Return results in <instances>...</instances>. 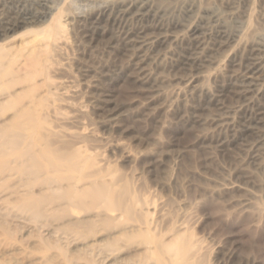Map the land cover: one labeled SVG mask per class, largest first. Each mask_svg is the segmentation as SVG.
Instances as JSON below:
<instances>
[{
	"label": "rangeland",
	"instance_id": "obj_1",
	"mask_svg": "<svg viewBox=\"0 0 264 264\" xmlns=\"http://www.w3.org/2000/svg\"><path fill=\"white\" fill-rule=\"evenodd\" d=\"M263 4L0 0V264H264Z\"/></svg>",
	"mask_w": 264,
	"mask_h": 264
},
{
	"label": "bare ground",
	"instance_id": "obj_2",
	"mask_svg": "<svg viewBox=\"0 0 264 264\" xmlns=\"http://www.w3.org/2000/svg\"><path fill=\"white\" fill-rule=\"evenodd\" d=\"M6 2V1H5ZM264 5V4H263ZM223 6V5H222ZM264 7V6H263ZM37 10V9H36ZM263 10H264V8H263ZM50 12V11H49ZM236 15V14H235ZM40 16V15H39ZM47 16H43V18H46ZM38 18V17H37ZM41 19V18H40ZM98 20V19H97ZM196 21V20H195ZM30 31L31 32H33V33H35V36H37V35H40L41 33H42V30H37V29H31L30 28V30H26L25 32H23V33H21V34H25V33H30ZM21 34H19V35H21ZM235 35V34H234ZM16 37H18V35H16V36H14L13 38H10V39H8V40H6V41H4V42H2L1 44H0V65L4 62V60H5V58H6V45L11 41V40H13V39H15ZM175 37V36H174ZM19 38V37H18ZM262 38V37H261ZM239 43V42H238ZM254 43V42H253ZM250 58V57H249ZM256 63V62H255ZM252 65V64H251ZM248 75V74H247ZM262 75V74H261ZM247 77V76H246ZM263 80V79H262ZM214 84V83H213ZM211 92V91H210ZM209 106V105H208ZM23 112V111H22ZM18 116V115H17ZM12 133V132H11ZM7 134V133H6ZM11 136V135H10ZM67 155V154H66ZM62 159V158H61ZM67 164V163H66ZM73 165V164H72ZM110 192V191H109ZM130 193V192H129ZM109 194V193H108ZM127 194V192L125 193V191L124 192H120L119 194H118V196H117V198H118V202H119V206H120V208H122V210H124V211H126V213L127 212H129L131 209H132V204L134 203H131L130 201H126L125 199H124V196ZM91 195V194H90ZM128 195V194H127ZM126 195V196H127ZM125 196V197H126ZM128 199V198H127ZM130 202V203H129ZM118 206V207H119ZM135 206V205H134ZM134 208V207H133ZM121 210V211H122ZM124 211H122V212H124ZM131 212V211H130ZM128 214V213H127ZM131 215V214H130Z\"/></svg>",
	"mask_w": 264,
	"mask_h": 264
}]
</instances>
